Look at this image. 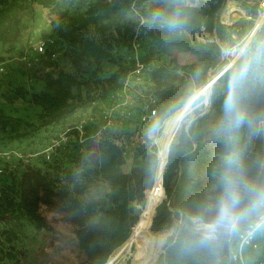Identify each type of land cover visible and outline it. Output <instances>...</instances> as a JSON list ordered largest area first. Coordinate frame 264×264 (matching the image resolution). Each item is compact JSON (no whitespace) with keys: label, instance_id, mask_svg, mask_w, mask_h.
Segmentation results:
<instances>
[{"label":"trees","instance_id":"1","mask_svg":"<svg viewBox=\"0 0 264 264\" xmlns=\"http://www.w3.org/2000/svg\"><path fill=\"white\" fill-rule=\"evenodd\" d=\"M224 2L206 0L198 5L186 0H70L71 11L63 0H0L1 45L19 40L27 28L23 13L28 6L36 4L56 15L64 54L80 69L46 71L38 90L14 89L25 99L23 106H0V149H16L26 155L24 159L15 158L14 167L5 168L0 174V199L4 202L0 214L4 213L10 223L5 232L27 236L31 229H46L39 212V206L44 204L64 211L73 224L86 264L107 261L139 222L147 201L145 192L153 187L159 163L157 147L148 131L162 124L194 92H184L182 100L178 101L174 83L182 76L190 78L199 89L207 82L208 71L220 66V42L230 37L228 29H232L237 38L245 33V21L238 28L220 20L218 12ZM242 5L248 15L256 16L257 0L253 4L242 0ZM157 12L178 15L182 26L174 31L160 27L158 22H152L153 13ZM138 15L145 19L139 32L135 28L139 23ZM90 28L100 36L110 31L120 33L128 38L131 48L133 42L137 43L136 56L144 65L138 79L131 74L135 56L126 57L111 50L95 35L82 33ZM198 32L206 33L203 40L196 37ZM262 44L264 22L244 45L243 52L213 81L209 111L200 114L196 109L192 116L185 114L183 119L186 120L170 141L162 170L165 198L155 205L149 228L162 231L173 227L175 220L179 224L175 232L166 237L162 251L152 264H231L230 253L238 245L240 235L258 218V214L253 213L239 220L236 230L223 235L213 247H203L193 241L194 221L214 219L215 205L223 191L224 158L231 147L240 152L244 178L251 184L264 185V60L253 64L237 92V104L245 120L231 134L234 145L222 131L232 74L251 59ZM173 50L190 52L196 59L191 63H179L174 57L167 59ZM48 61L55 64L50 58ZM80 65L87 68L81 70ZM107 65L110 68L106 69ZM127 76L129 83L124 86ZM151 98L157 101L155 118L142 122L141 114L151 106ZM201 99L202 95L197 96L193 104ZM211 113L217 117L218 136L207 145L205 134ZM83 117H87L83 126L92 131L85 137L79 136L74 127ZM107 117L112 124L105 126ZM65 129L67 140L71 142L69 160L75 168L67 172L70 176L63 182L61 177L33 164L31 157L48 146L55 133ZM137 131V140L128 141ZM121 135L126 146L114 141ZM87 136L97 139V151L91 159L85 158L88 166L81 174L91 173L90 186L98 189L100 195L83 201L75 190L86 188L89 181L82 183L77 174V169L84 165L79 146ZM55 153L50 159H43L47 162L56 159L53 158ZM4 163L0 160V165ZM136 204L141 208H136ZM248 207L249 198L245 196L241 211ZM255 232V240L264 253V229ZM256 249H244L248 264L262 257L259 255L254 260ZM1 263L28 264L0 246Z\"/></svg>","mask_w":264,"mask_h":264},{"label":"rangeland","instance_id":"2","mask_svg":"<svg viewBox=\"0 0 264 264\" xmlns=\"http://www.w3.org/2000/svg\"><path fill=\"white\" fill-rule=\"evenodd\" d=\"M70 0H63V4L65 7L70 8L73 10L72 4L69 3ZM206 0H186L189 4H198L204 2ZM261 11H264L261 9ZM260 14H256V16H250L246 13V9L242 5V0H225L222 7L218 12V17L220 20L226 24L227 26H238L241 25L242 21H245V33L241 38H237L236 34L233 32L232 29H228L230 33V37H226L224 40L220 42L221 45V60L220 66L209 70L207 73L208 80L218 72L228 61L231 59H236L244 50V45L247 44L255 35L257 29L260 27V24L256 27L253 33H251L252 28L255 26L256 20ZM23 20L27 25V28L22 33L19 40L13 44L9 45H1L0 44V66L3 67V70H0V106L8 107H21L25 104V99L21 94L15 93L14 89L17 87L21 88H29L38 90L40 88V82L43 74L46 71L56 70V69H65L69 71L76 72L80 69L76 65H74L68 57L64 54V42L62 41L59 35V29L56 25V15L53 12H50L48 8H43L39 5H31L28 6L26 11L23 13ZM144 18V17H143ZM138 20V18H136ZM141 23L136 25V29L139 32L141 30ZM83 34H92L97 37L98 40L103 41L111 50L117 51L118 53L128 57V56H136L137 55V48L136 50L130 47L127 43L128 38H125L124 35H121L117 32L108 33L107 35L100 36L93 31V29L84 30ZM206 36L205 32H198L196 33V37L198 39H204ZM40 39L46 40V49L42 52H34L32 50L33 45ZM133 46V45H132ZM49 49V50H48ZM180 52L173 50L168 53L166 56L167 59L170 57H174L178 62V54ZM54 60L55 64L49 62L48 59ZM181 60L186 61L185 63H189L190 55H187L185 58L181 57ZM180 63V62H179ZM81 70L84 67L80 65ZM106 69L110 68V66H106ZM207 80V81H208ZM207 83V82H206ZM195 83L192 80L185 79L184 77H180L175 83L174 86L176 88V95L178 96V101L182 100L183 93L190 90L193 92L191 96L184 102L181 107L176 109L172 115L174 116L179 113V117L172 128V134L169 139V143L172 138L175 136L179 126L181 125L183 117L185 114H189L192 116L194 110H198L200 114L209 111V91L210 90H201L204 85H202L199 89L197 86L194 85ZM202 95V99L197 101V103L193 104V100ZM206 96L208 98L206 99ZM190 101V102H189ZM156 102L151 104V106L156 108ZM183 107V108H182ZM148 109V108H147ZM146 109V111H147ZM178 110V111H177ZM183 110V111H182ZM176 113V114H175ZM182 114V115H180ZM167 119V118H166ZM209 123L207 126V131L205 134V143L207 145H211L214 138L218 136V130L215 127L217 117L215 114L211 113L209 118ZM166 120L163 121L162 124L157 125L155 130L154 127L148 131V136L152 140V143L157 147V156H159V150L161 148L160 139L162 138L161 135L166 132L165 124ZM178 123V124H177ZM164 124V125H163ZM164 127V128H163ZM174 129V130H173ZM91 129L85 128L83 129V134L88 135L87 133H91ZM61 132L55 133V135L50 139L59 138ZM89 136V135H88ZM84 139L82 144L79 146L80 157L82 160L81 168H78L79 174L82 183H86L87 180V187L80 188L75 190L76 196L82 199L83 201H87L89 199H95L100 193L98 189L95 187L90 186V178L91 173L88 172L86 175H82L83 169H86L88 163H86V159H91L97 151V139L89 137ZM91 136V135H90ZM135 136L128 137V141H132L134 143L136 141ZM63 144V146H62ZM49 145V144H48ZM129 147L130 144L128 143ZM169 145V144H168ZM62 146L61 149L58 147ZM55 149L56 153L50 161H45L43 150L38 155L31 157V162L33 164L45 168L51 174L55 176H59L62 178L63 182L67 180L70 176L69 173L71 170L75 168L73 161H70L69 155V148L71 146V142L69 140H63L60 142V145ZM3 150V149H0ZM16 150V149H15ZM130 150V149H129ZM20 151V150H18ZM21 152V151H20ZM24 155V154H23ZM26 156V155H25ZM130 152L127 151V158L128 162H130ZM18 158V157H14ZM25 158V157H24ZM12 159V163L13 160ZM1 160V159H0ZM129 163L124 166V169L127 170ZM82 170V171H81ZM85 179V180H84ZM86 181V182H85ZM102 190V189H101ZM150 190H154L152 187ZM146 190L145 195L147 193V200L149 198V191ZM148 191V192H147ZM155 193L159 196L156 199L155 205L161 199L165 198V193L160 195L161 190L155 189ZM101 192V191H100ZM163 193V189H162ZM102 195V194H101ZM162 196V198H161ZM161 198V199H160ZM147 202V201H146ZM154 205V207H155ZM4 206V202L0 199V208ZM136 208L140 209V204L135 205ZM145 207V206H144ZM142 210V209H141ZM39 212L44 219L45 228L40 230H33L31 229L27 236L23 235L20 232L13 233L11 231H4L9 230L8 226L10 223L6 221L5 214L3 213L0 217V246L3 250L8 251L14 255L23 263L28 264H86V259L84 254L80 251L76 236L74 233L73 224H71L66 216L64 211L53 209L47 207L44 204L39 206ZM141 212V211H140ZM140 214V213H139ZM143 215V211L139 222L137 225L132 228L131 231L137 229L141 223V218ZM8 224V225H7ZM179 222L177 220L174 221V226L162 230V231H155L151 227L149 228L151 234H148L147 237L153 236L154 245L148 248L149 253L136 255V246L135 244H130L129 246H125L122 251L117 255L113 260V264H152L156 257L163 249V244L165 243L166 237L173 232H175V228ZM151 225V224H150ZM264 234V232H262ZM130 236V235H129ZM128 239V238H127ZM126 239V240H127ZM157 239V240H156ZM124 241V243L126 242ZM117 247L113 252L110 254L112 257L123 244ZM117 250V251H116ZM255 257L261 255L262 257H258L257 259L264 258V253H262L261 248L257 247ZM109 257V258H110ZM108 258V259H109ZM142 258V259H141ZM107 259V260H108ZM255 260V261H256ZM2 264V263H1ZM255 264V263H254Z\"/></svg>","mask_w":264,"mask_h":264},{"label":"clouds","instance_id":"3","mask_svg":"<svg viewBox=\"0 0 264 264\" xmlns=\"http://www.w3.org/2000/svg\"><path fill=\"white\" fill-rule=\"evenodd\" d=\"M152 22H158L160 27L174 31L182 26L178 15L167 16L164 13H153ZM264 60V44L260 45L251 59L244 61L232 74L230 79V92L225 102V121L222 131L225 132L232 144L234 130L244 123L245 117L237 104V92L242 87L254 63ZM155 127L153 130H155ZM225 176L223 178V191L215 205V215L211 222L203 218L194 221L193 241L203 247H213L219 244L222 236L236 230L239 220L257 213L258 218L252 225L253 231L264 229V185L257 186L249 183L243 175L240 152L234 146L230 148L224 158ZM249 198V207L241 211L244 197Z\"/></svg>","mask_w":264,"mask_h":264},{"label":"built area","instance_id":"4","mask_svg":"<svg viewBox=\"0 0 264 264\" xmlns=\"http://www.w3.org/2000/svg\"><path fill=\"white\" fill-rule=\"evenodd\" d=\"M258 13L260 14L261 9L264 10V0H258ZM139 17V21L140 23H142L145 19L138 15ZM203 40V39H202ZM133 48L136 50L137 48V43L133 42ZM46 49V40L40 39L38 40L32 47V50L36 53V52H42ZM135 66L134 69L132 70L131 74L136 75V78L138 79L143 68L144 65L143 63H141L138 59L137 56H135ZM0 70H3V67L0 66ZM124 86H126L129 83V76H127L125 78L124 81ZM151 104H153L155 102V98H151ZM127 115V112L124 113ZM156 115V109L153 106H150L147 109V112L141 114V121L142 122H150L155 118ZM87 117H83L80 118L74 125V127L77 129L79 136H81V134H83V129H84V123L86 121ZM112 124V120L110 117L106 118V125L108 126ZM68 129V128H67ZM61 132L59 138L57 139H52V141L50 142V144L42 151L44 154V157L46 159H50L53 152L55 151V149L60 145V142H62L63 140H66L67 135H66V130ZM135 137L138 136V131L134 134ZM114 141L118 144V145H123L126 146V140L124 138L123 135L119 136V137H115ZM28 156H32L31 154H28ZM14 157H18V158H23L24 159V155L22 154V152L15 150V149H3L0 150V158L2 160V162L4 161L5 163L0 165V174H2L3 172H5V168L10 169L12 167H14V164L12 163V159H14ZM6 166V167H5ZM256 221V220H255ZM255 221L244 230V232L240 235V239L238 242V245L235 246V248L231 251L230 253V260H231V264H248L244 255V249L246 247H251L256 249L258 247V242L255 240V231H253L252 229V225L255 223ZM255 264H264V258L261 259H257L255 261Z\"/></svg>","mask_w":264,"mask_h":264},{"label":"bare ground","instance_id":"5","mask_svg":"<svg viewBox=\"0 0 264 264\" xmlns=\"http://www.w3.org/2000/svg\"><path fill=\"white\" fill-rule=\"evenodd\" d=\"M262 20H264V11L260 12V15L257 18L255 26L252 28L251 33L254 32V30L260 24V22ZM232 62H233L232 59L230 61H228L218 72H216L207 81V83L204 84V86L202 87L201 90H203V91L209 90L210 86L212 84V81L216 78V76L219 75L226 66H229L230 64H232ZM207 98H208V96H206V99ZM180 115H182V114H180ZM178 117H179V113L177 112L176 115L169 116L167 119H165L166 123H164V124H165V129H166L165 131L166 132L163 134V136L161 135L162 138L160 139L161 148L159 150V156H158V163L159 164L157 165L158 167H157V171H156L155 178H154L155 180H154V183H153V188H154V190L155 189H160L161 190L160 195L162 194V196L164 194V191L162 193V189H163L162 188V168H163V166H164V164L166 162V155H167V150H168L169 139H170V136L172 134V128L174 127ZM154 190H150L149 191V198H148V200H147V202L145 204V207L143 209V215H142L141 223H140L139 227L137 229H135L134 231L130 232V236L128 237L126 242L123 244V246H121L118 251L116 250L117 252L112 257H110L104 264H113L112 263L113 260L116 257H118L117 255L122 251V249L125 246H129L130 244H135V246H136V255L137 256L149 253V251H148L149 249L148 248H150L151 246H153L155 244L154 240H153L154 239L153 238L154 235L151 236V238L147 237L148 234H151V232L149 230V226H150V222H151L150 218H151V216H152V214L154 212L153 210H154V205H155L156 199L159 198V196L157 195V193H155ZM162 196H161V198H162Z\"/></svg>","mask_w":264,"mask_h":264},{"label":"crops","instance_id":"6","mask_svg":"<svg viewBox=\"0 0 264 264\" xmlns=\"http://www.w3.org/2000/svg\"><path fill=\"white\" fill-rule=\"evenodd\" d=\"M248 3L250 4H253L256 0H246ZM257 4H258V0H257ZM258 12V10H257ZM259 14V13H258ZM187 55H190V61L189 63L191 62H194L196 57L194 54L190 53V52H186V51H181V53L178 54L177 58H178V62L180 63H185L186 61H183L181 60V57L185 58Z\"/></svg>","mask_w":264,"mask_h":264},{"label":"water","instance_id":"7","mask_svg":"<svg viewBox=\"0 0 264 264\" xmlns=\"http://www.w3.org/2000/svg\"><path fill=\"white\" fill-rule=\"evenodd\" d=\"M234 60H235V59H234ZM234 60H233V61H234ZM227 67H228V66H226V67L223 69V71H224ZM223 71H222V72H223ZM222 72H221V73H222ZM221 73H220V74H221ZM220 74H219V75H220ZM219 75H217L216 78H217ZM216 78H215V79H216ZM215 79H214V80H215ZM214 80H213V81H214ZM213 81H212V83H213ZM211 85H212V84H211ZM210 88H211V86H210ZM209 90H210V89H209ZM209 95H210V91H209ZM163 167H164V166H163ZM162 170H163V168H162ZM151 220H152V219H151Z\"/></svg>","mask_w":264,"mask_h":264}]
</instances>
